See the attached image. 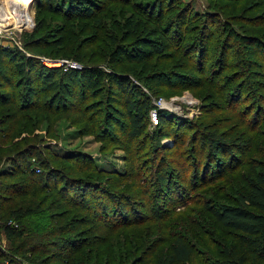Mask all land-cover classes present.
<instances>
[{"label":"rangeland","instance_id":"374dc122","mask_svg":"<svg viewBox=\"0 0 264 264\" xmlns=\"http://www.w3.org/2000/svg\"><path fill=\"white\" fill-rule=\"evenodd\" d=\"M91 2L98 3L100 8L93 16L83 17L70 14L67 6L59 5L58 9L51 10L38 7L37 0H18L20 18H13L11 22L16 26L0 29V95L10 99L11 90L17 93L15 103L0 104V115L14 113L20 104L27 106L34 101L35 94L25 91L26 78L33 73V68L49 75L56 73L54 86L57 89L60 81L68 82L71 88L68 95L62 94L63 98L52 105L57 111H43L44 122L32 131L38 137L33 143V153L44 171L56 170L59 185L62 175L76 166L64 161L65 156L95 167L84 168V174L79 175L87 183L99 181L107 191L114 193L116 199H120L115 206L124 215L119 217L122 213H118L112 221L119 225L108 226L97 222L86 209L70 206L66 216L60 217L59 224L74 219V229L68 237L76 236L81 241L76 240L73 247H68L73 248L71 252L65 250L62 240L59 246L51 247L57 254L49 264H75L82 258L94 264H132L150 251L166 248L176 234H183L204 250L199 239L204 234L214 238H219L220 234L207 205L237 203L239 192L247 188V179L264 165V115L259 120L255 115L258 105L264 107V47L251 44L250 40L242 41L240 37L241 34L254 35L264 43V24L252 26L244 18L258 13L264 16V0ZM252 5L253 11L249 10ZM186 8V14L181 16L180 12ZM209 18L210 28L206 30L209 36L185 55L184 49L195 42L204 19ZM211 19L216 20L214 26ZM229 29L234 33L231 32L230 46L228 44L223 52ZM155 46H161V52H156ZM202 49L208 52V60L200 65ZM222 52L226 62L221 64L218 59ZM42 63L54 69L38 66ZM64 72H68L67 76L60 77ZM110 72L127 75L138 85L143 93L131 97L139 102L146 99L151 110L165 106L161 110L172 116L169 133L166 126L153 124L149 114L143 134L128 138L124 105L119 94L113 93L115 86L107 81L113 79L106 77ZM42 76L37 83L43 90L49 84H46V76ZM236 90L241 93L239 105L230 98ZM73 93L79 98L75 97L74 108H67ZM43 97H46L44 93ZM62 105L66 108L59 110ZM79 109L85 111L84 116ZM106 112L111 114L106 116ZM26 113L34 111L26 110ZM48 113L53 114L48 116ZM45 116L52 121L49 123ZM16 120L19 117L11 118L8 125L2 127ZM16 130H11L10 138ZM175 130L179 136L175 135ZM3 133V129L0 130V135ZM211 133L217 137L227 133L229 139L236 140L230 150L238 152L239 163L235 169L197 187L194 186L196 162L201 165L206 161L216 162ZM243 140L249 142L246 149L238 144ZM13 152L8 142L1 150L3 157ZM181 153L186 161L184 170L177 164ZM13 157L20 160L22 154ZM10 159L0 160V170L12 168ZM161 159L165 160L168 184L159 189ZM37 173L31 174L33 180L44 181L45 172ZM37 192L39 198L50 195L48 201L57 197L56 192ZM155 192L157 199L153 196ZM165 198L171 201L164 202ZM154 203L164 217L152 213ZM124 217L129 223H122ZM137 217L140 219L135 220ZM11 239L0 234L5 253ZM77 247L80 248L76 250ZM89 249L92 253L86 260ZM39 254L44 255L36 252L32 256Z\"/></svg>","mask_w":264,"mask_h":264},{"label":"trees","instance_id":"16d2710c","mask_svg":"<svg viewBox=\"0 0 264 264\" xmlns=\"http://www.w3.org/2000/svg\"><path fill=\"white\" fill-rule=\"evenodd\" d=\"M37 5L38 7L42 6L51 10L58 9L59 5L61 8L67 6V10L70 14L83 17L93 16L100 8L98 3L91 2V0H37ZM253 9L254 6L252 5L249 10L253 11ZM186 12L187 8L180 12L182 13L181 16H184ZM163 13L164 11L162 14ZM252 13L253 12L249 14ZM177 16L178 15H176V18ZM250 16L244 18L245 21L249 22L252 26L264 24V16L261 13L253 17ZM261 18H263V20H260ZM204 20L198 38L184 49L185 55L196 48V44H203L200 41L209 36L206 30L210 28L208 27L210 18ZM214 23H216V20L211 21L212 26H214ZM231 32L234 33L232 29H229L226 33L225 39L227 43L224 42L223 44V52L224 48L229 44L228 39L231 37ZM240 37L242 41L246 42L250 40L249 42L251 44L258 43L260 44L259 46L264 47V43H262L257 36L241 34ZM228 46H230V44ZM119 47L120 46H117L116 49L119 50ZM161 49V46L154 47L156 52H161ZM204 50L205 49H202L199 53V58L201 60L200 65L205 64L208 60V52H204ZM223 52L218 59V62L221 64L226 62ZM32 64L34 65L35 63ZM32 64L31 66L33 68ZM7 65L8 63L5 64V66ZM38 66H43L44 69L48 70L54 69L43 63ZM85 68L86 67H84L83 70H85ZM35 69L33 68V73L26 78L27 81L25 85L26 93L32 92L35 94L34 101H30L31 103L27 106L24 103H22V105L20 104L18 110L14 113L4 112L0 115V130L3 129L4 131V133L0 135V138H2L0 139V160L10 157L11 159L9 162L11 161L12 163V168L2 167V170H0V234L4 233L7 238H12L7 253H5L6 249L0 242V264L4 263L6 260L12 264H49L55 260L54 254H57L51 251V247L59 246L61 240V244L65 250L72 251L73 248L69 249L68 247H73V242L76 240L78 242L81 241L78 240L76 236H73L75 237L73 239L68 237L70 236L69 232L74 229V219L59 224L60 217L66 216L70 206L86 209L94 216L97 222H104L108 226L119 225L120 223L112 221L119 216L118 213H122V210L115 206L120 199H116L114 193L107 191L99 181H88L87 183L82 179L83 177L79 175L84 174V168L90 167V170H92L95 169V167L93 168L90 165L85 166L83 163L72 161L70 155L65 156V158H63L64 161L70 163V165L74 163L76 166L75 169L70 171L67 175H62L61 185H59L61 181H59L60 179L56 174V170L50 169L44 171L43 167H40L38 159L33 153V149L35 148L33 143L38 140V137L32 134V131L40 128L44 122L42 112L52 111L53 103L58 99H62V94L68 95L71 88L68 82L60 81V88L57 89L54 86L56 73L49 75ZM112 73L114 72L107 73V78L110 76L113 77L112 80L108 78L107 81L110 82L109 84L112 86H115L116 91H113V93L116 95L119 94L121 103L124 105L128 121L125 133L129 139H134L143 134L146 119L147 117L148 119L150 118L151 105L148 104L146 99L139 102V100L131 97L132 94L139 96L143 92L127 75H112ZM43 74L46 76V84H49V86L45 85V88L42 90L39 83H37V79L42 78ZM67 74L68 72H64L60 77L67 76ZM61 87L64 89H61ZM43 93L46 97H43ZM67 95L66 98H68ZM71 95V103L67 108H74L75 103L73 102L77 94L73 93ZM0 97L1 105L7 104L8 102L15 103L17 93L16 90H11L10 99L5 95H0ZM240 97L241 93L239 90H236L235 93H231L230 98L231 101L236 100L237 105H239ZM115 100H117V102L120 101L119 98ZM26 102H28V100ZM64 106L65 105H62V107H58V109H65L66 106ZM257 107L258 109L255 111V115L259 120L260 117L264 115V107L261 108L260 105ZM26 110L34 111V113H26ZM79 110L80 115L84 116L85 111L82 109ZM53 111H57V108ZM107 112L106 116L107 114H111ZM20 113H22V115L19 116ZM48 114V116H50L53 113ZM170 115L169 112L164 110H160L158 113L157 125L163 126V128L166 126L168 133L172 121L170 119L172 116ZM48 116L45 117L50 123L52 119ZM15 117H19V120L14 121V123H11L12 125L8 127H2L3 125H8L9 120ZM175 124L176 123H174V125ZM15 128L17 129L16 134L14 137L10 138L9 133ZM104 130L107 131V128L105 127ZM91 132L94 131L91 130ZM175 132V135L179 136L180 133L177 135V130H175ZM195 136L196 135H193V138H195ZM210 136L213 147L212 154L216 162L209 163L206 161L203 165L196 162L197 166H195L194 169L196 185L194 186L197 187L201 186L203 183L215 180L227 171L235 169L239 163L238 152L231 153L230 150L231 147H234L235 139H229L227 133L218 137L211 133ZM7 142L9 148L13 149L14 154L9 155L7 153V155L3 157L1 150L7 146ZM248 143V140L246 142L243 140L238 144L240 147L246 149L247 145L249 146ZM15 154L18 155V157L22 154L21 159H15L13 157ZM77 156L80 157L79 155ZM72 157L75 158L76 156ZM53 158L58 159L59 157L53 155ZM161 161V165L158 169L160 171L157 183L159 189L164 188L163 185L167 186L168 184V176L165 174V160L161 159ZM177 164L182 166L184 170L186 161L182 153L179 154L177 158ZM36 167L40 168L38 173ZM43 172H45L43 174L45 176L43 177L44 181H42L41 178L33 180L31 174L37 173L40 175ZM247 180V188L239 192L237 203H222L216 207L209 204L207 205V209L216 219L218 225L217 232H220V234L219 238L209 237L204 234L199 239V243H203L206 249L201 250L196 244H192L183 234H176L169 241L166 248L150 251L142 260H134L132 264H264V165L260 166L259 171ZM39 182L42 183L39 184ZM35 184L36 187H34ZM32 188H36V190L32 191ZM37 191H45L48 192V194L56 192L57 197L48 201L50 195H44L42 198H39ZM153 196L157 199L156 192L153 193ZM165 199L166 201L163 200L164 202H167V200L171 201V199ZM157 201L159 202V200ZM154 204V209L151 208L152 213L157 217H164L163 212H158L157 203ZM123 216L122 213L119 217ZM123 219L124 221L122 223H129V221L126 220L127 217L122 218V220ZM139 219V217H137V219L135 218V220ZM66 232L67 235H65ZM79 248L80 247H77L76 250ZM36 252L44 253V255L39 254L37 257H33L32 255ZM90 252L91 250L89 249L87 252L89 255H86V260H89L92 253ZM1 257L5 259L2 261ZM66 261L69 262V259H66ZM89 261H84V258H82L75 264H94Z\"/></svg>","mask_w":264,"mask_h":264},{"label":"bare ground","instance_id":"6f19581e","mask_svg":"<svg viewBox=\"0 0 264 264\" xmlns=\"http://www.w3.org/2000/svg\"><path fill=\"white\" fill-rule=\"evenodd\" d=\"M17 2L18 0H0V29H3L7 26H16L11 22L13 18L15 20L20 18L16 7Z\"/></svg>","mask_w":264,"mask_h":264},{"label":"built area","instance_id":"2783aa9c","mask_svg":"<svg viewBox=\"0 0 264 264\" xmlns=\"http://www.w3.org/2000/svg\"><path fill=\"white\" fill-rule=\"evenodd\" d=\"M163 107H165V106H162V107H155L154 109H152L151 110V112H150V116H151V121H152V123L153 124H155V125H157V123H158V113H159V111L163 108ZM36 171H40V168L39 167H36ZM2 264H12V263H10L9 261H5L4 263H2Z\"/></svg>","mask_w":264,"mask_h":264}]
</instances>
